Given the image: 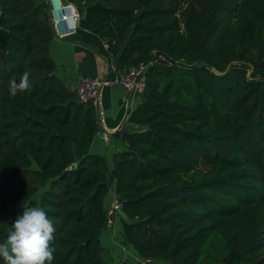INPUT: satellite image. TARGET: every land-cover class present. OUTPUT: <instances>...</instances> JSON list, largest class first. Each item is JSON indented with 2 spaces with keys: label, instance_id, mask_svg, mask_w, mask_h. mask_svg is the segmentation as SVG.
<instances>
[{
  "label": "trees",
  "instance_id": "16d2710c",
  "mask_svg": "<svg viewBox=\"0 0 264 264\" xmlns=\"http://www.w3.org/2000/svg\"><path fill=\"white\" fill-rule=\"evenodd\" d=\"M66 1L115 71L167 60L146 65L108 168L88 150L93 103L54 72L45 2L0 0V241L39 206L52 264H103L113 189L122 243L143 258L264 264V0ZM24 72L30 90L11 95Z\"/></svg>",
  "mask_w": 264,
  "mask_h": 264
},
{
  "label": "crops",
  "instance_id": "0c3cea01",
  "mask_svg": "<svg viewBox=\"0 0 264 264\" xmlns=\"http://www.w3.org/2000/svg\"><path fill=\"white\" fill-rule=\"evenodd\" d=\"M48 52L54 62L55 74L68 86H72L81 74L102 78L111 77L116 72L114 61H108L93 48L75 40L52 36ZM136 102L137 97L120 85H103L99 89L94 107L100 126L97 127L88 150L102 155L106 164L109 163L108 168L111 166L113 153L124 148V143L114 133L129 128L127 116ZM112 190L110 189L115 200Z\"/></svg>",
  "mask_w": 264,
  "mask_h": 264
},
{
  "label": "clouds",
  "instance_id": "9594fccd",
  "mask_svg": "<svg viewBox=\"0 0 264 264\" xmlns=\"http://www.w3.org/2000/svg\"><path fill=\"white\" fill-rule=\"evenodd\" d=\"M31 88L29 73L8 81L11 95L27 92ZM55 227L42 207L26 206L13 222L6 238L0 241L3 264H52L56 249L53 247Z\"/></svg>",
  "mask_w": 264,
  "mask_h": 264
},
{
  "label": "built area",
  "instance_id": "2783aa9c",
  "mask_svg": "<svg viewBox=\"0 0 264 264\" xmlns=\"http://www.w3.org/2000/svg\"><path fill=\"white\" fill-rule=\"evenodd\" d=\"M45 5L54 34L61 36L77 27L80 12L72 2L65 0V3H62L60 0H45ZM158 60L164 61L167 58L163 54L157 53L146 63H138L123 71H116L111 77L96 78L88 74H81L72 87L80 101L90 100L94 106L97 104L99 89L103 85H120L138 98L145 84L144 71L146 65Z\"/></svg>",
  "mask_w": 264,
  "mask_h": 264
},
{
  "label": "rangeland",
  "instance_id": "374dc122",
  "mask_svg": "<svg viewBox=\"0 0 264 264\" xmlns=\"http://www.w3.org/2000/svg\"><path fill=\"white\" fill-rule=\"evenodd\" d=\"M115 204V200L109 194L106 198L107 223L99 234V241L102 246L103 264H145V261H149L151 264H168L169 261L155 257L143 258L139 256L131 246L122 243L118 209L115 208Z\"/></svg>",
  "mask_w": 264,
  "mask_h": 264
},
{
  "label": "water",
  "instance_id": "95a60500",
  "mask_svg": "<svg viewBox=\"0 0 264 264\" xmlns=\"http://www.w3.org/2000/svg\"><path fill=\"white\" fill-rule=\"evenodd\" d=\"M62 3H65V0H60ZM47 24H48V27L50 29V31L52 32V35L53 36H56L53 32V27H52V24H51V20L50 18L48 17L47 18ZM62 39H69V40H75V41H78L80 43H82V37L80 35V33L78 32V30L75 28L73 30H70L66 33H64L63 35L60 36ZM85 45V44H84ZM88 46V45H87ZM90 47V46H88ZM92 48V47H90ZM97 125L100 126V123H99V117H97Z\"/></svg>",
  "mask_w": 264,
  "mask_h": 264
}]
</instances>
